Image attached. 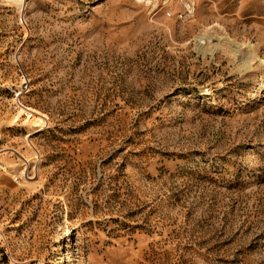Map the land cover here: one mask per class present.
<instances>
[{
  "label": "rangeland",
  "instance_id": "374dc122",
  "mask_svg": "<svg viewBox=\"0 0 264 264\" xmlns=\"http://www.w3.org/2000/svg\"><path fill=\"white\" fill-rule=\"evenodd\" d=\"M0 264H264V0H0Z\"/></svg>",
  "mask_w": 264,
  "mask_h": 264
},
{
  "label": "built area",
  "instance_id": "2783aa9c",
  "mask_svg": "<svg viewBox=\"0 0 264 264\" xmlns=\"http://www.w3.org/2000/svg\"><path fill=\"white\" fill-rule=\"evenodd\" d=\"M185 8H186V10L188 11V12H190L191 10H190V4H187L186 6H185ZM181 17H182V15H180Z\"/></svg>",
  "mask_w": 264,
  "mask_h": 264
}]
</instances>
